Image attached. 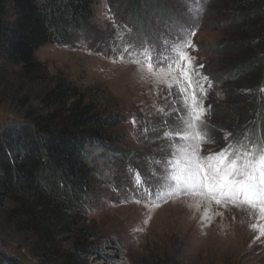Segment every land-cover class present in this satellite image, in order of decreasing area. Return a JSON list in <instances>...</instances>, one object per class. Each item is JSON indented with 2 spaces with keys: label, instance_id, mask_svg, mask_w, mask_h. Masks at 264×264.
<instances>
[{
  "label": "rangeland",
  "instance_id": "rangeland-1",
  "mask_svg": "<svg viewBox=\"0 0 264 264\" xmlns=\"http://www.w3.org/2000/svg\"><path fill=\"white\" fill-rule=\"evenodd\" d=\"M239 1L250 0H94L92 20L69 45L46 44L27 66L0 62V126L38 110L37 99L55 75L74 82L102 111L125 119L117 129L122 156L95 176L71 211L57 203L52 221L37 220L38 210L31 220L26 210L32 196L0 190V249L22 264H59L67 254L80 264H264V235L251 228L264 221L247 210L203 202L197 207L198 198L187 195H146L168 190L165 165L157 163L172 159L169 141L162 138L170 131L164 122L173 124L184 114L176 111L180 84L170 89L150 74L144 50L149 57L172 56L179 43L191 41L183 51L194 58L200 76L208 77L203 105L210 135L202 156L238 141L245 148L259 144L264 48L247 38L263 80L254 84L250 72L236 64L246 40L233 27V4ZM37 74L48 77L39 81Z\"/></svg>",
  "mask_w": 264,
  "mask_h": 264
},
{
  "label": "trees",
  "instance_id": "trees-1",
  "mask_svg": "<svg viewBox=\"0 0 264 264\" xmlns=\"http://www.w3.org/2000/svg\"><path fill=\"white\" fill-rule=\"evenodd\" d=\"M94 0H0V62L7 66L32 64L33 54L46 44L69 45L85 32L93 18ZM233 27L246 40L236 64L252 83L263 80L250 57V40L264 48V0L233 4ZM249 38V39H247ZM39 81L47 74H37ZM38 97V110L25 120L0 126V190L33 197L27 215L43 222L53 220L57 203L72 210L90 191L95 176L122 156L123 136L118 127L123 113L102 111L78 86L63 75L50 78ZM259 143L264 118L257 122ZM48 211V212H47ZM84 248V247H83ZM0 264H22L0 249ZM59 264H80L65 255Z\"/></svg>",
  "mask_w": 264,
  "mask_h": 264
},
{
  "label": "snow or ice",
  "instance_id": "snow-or-ice-1",
  "mask_svg": "<svg viewBox=\"0 0 264 264\" xmlns=\"http://www.w3.org/2000/svg\"><path fill=\"white\" fill-rule=\"evenodd\" d=\"M193 34L189 32V35ZM190 46V40H183L173 49L175 55L165 57H149L146 50L142 51L150 74L158 76L170 89L173 83L180 84L176 95L181 107L176 111L184 114L178 116L173 124L164 122L170 131L164 132L162 138L169 141L172 159L157 163L165 165L162 178L168 190L163 194L157 190L146 195L162 199L178 195L192 196L198 198L197 207L201 202L209 206L213 203L224 207L232 205L264 221V136L259 144H253L250 148H245L242 141H238L218 153L201 155V145L207 142L206 137L210 135L205 120L207 109L203 105L207 95L204 82H208V77L200 76L192 67L194 58L183 51ZM181 63L188 66L182 68ZM174 72L183 76L186 85L177 80ZM211 87V83H208V88ZM177 138L183 143H172ZM251 228L258 229L260 235H264V226L252 224Z\"/></svg>",
  "mask_w": 264,
  "mask_h": 264
}]
</instances>
